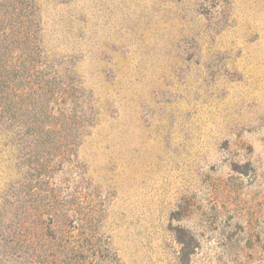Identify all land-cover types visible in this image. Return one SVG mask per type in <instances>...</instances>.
Segmentation results:
<instances>
[{
	"label": "rangeland",
	"instance_id": "obj_1",
	"mask_svg": "<svg viewBox=\"0 0 264 264\" xmlns=\"http://www.w3.org/2000/svg\"><path fill=\"white\" fill-rule=\"evenodd\" d=\"M0 264H264V0H0Z\"/></svg>",
	"mask_w": 264,
	"mask_h": 264
}]
</instances>
